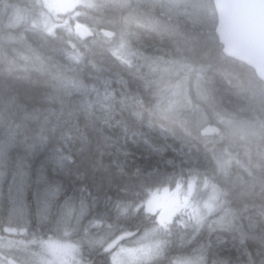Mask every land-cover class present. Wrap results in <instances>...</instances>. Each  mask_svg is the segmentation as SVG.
Masks as SVG:
<instances>
[{
    "label": "trees",
    "instance_id": "trees-1",
    "mask_svg": "<svg viewBox=\"0 0 264 264\" xmlns=\"http://www.w3.org/2000/svg\"><path fill=\"white\" fill-rule=\"evenodd\" d=\"M211 1L195 16L82 0L59 21L46 0H0L5 257L43 264L56 242L74 245L81 264H113L109 242L158 225L146 209L155 193L187 197L194 184L191 200H213L211 210L195 223L178 212L145 264H264V82L222 51ZM70 202L84 212L79 229ZM90 222L111 230L108 242L84 245Z\"/></svg>",
    "mask_w": 264,
    "mask_h": 264
},
{
    "label": "rangeland",
    "instance_id": "rangeland-1",
    "mask_svg": "<svg viewBox=\"0 0 264 264\" xmlns=\"http://www.w3.org/2000/svg\"><path fill=\"white\" fill-rule=\"evenodd\" d=\"M47 5L51 11V14L55 17L56 20H59L58 16H62L70 13L76 4L82 0H46ZM153 1L159 5L165 6L171 13L174 14H183V13H193L195 16L198 14L199 10L201 14L207 8L204 6L205 0H146ZM86 2V0H85ZM159 20V19H157ZM199 20V18H195ZM143 21V20H142ZM145 21V20H144ZM61 22H59V25ZM77 23H74L73 27L75 29ZM154 26L157 27V24L154 23ZM254 127H251L248 134H252ZM194 184L190 186L187 190L189 195L183 197L182 187L176 188L174 191H162L155 193L149 201H147L146 209L149 213L157 214L158 216V225L154 229L147 231L139 236H134L123 242L121 238L109 242L108 248L113 250L111 255L113 264H145L152 260H156L157 255L159 256L162 253L163 246L167 243L166 235L160 230L167 228L168 223H171L173 218L181 210L190 211L187 215V219L193 223L200 222L203 219L204 214L207 211H210L213 206V200L203 204L199 202L198 199L191 200L192 195L195 194ZM198 198V197H196ZM195 201V203H193ZM74 203L70 202L68 207H66V212L71 216V218L76 219L74 222V228H81V220L84 216L82 210H77ZM184 224V222H182ZM89 235L84 239V245L89 247H94L95 245H100L105 241L108 242L111 236V230L102 229L100 223H89ZM10 234L6 235L10 238ZM168 238V237H167ZM4 237L0 236V247H4L3 241ZM12 243L14 245L19 244L20 242H15L12 237ZM183 245V244H182ZM11 246V245H8ZM3 248L4 251H0V254H5L8 250ZM10 250V249H9ZM46 250L48 252V257L43 261V264H81L78 255L76 254V247L70 246L69 244H61L56 242L48 243ZM172 264H206L203 262V259L198 255H187L181 256L175 259Z\"/></svg>",
    "mask_w": 264,
    "mask_h": 264
},
{
    "label": "water",
    "instance_id": "water-1",
    "mask_svg": "<svg viewBox=\"0 0 264 264\" xmlns=\"http://www.w3.org/2000/svg\"><path fill=\"white\" fill-rule=\"evenodd\" d=\"M215 32L224 54L246 64L264 82V0H212ZM89 30L83 24L75 26L79 37H87ZM109 33V37H112ZM207 128L204 134L216 132Z\"/></svg>",
    "mask_w": 264,
    "mask_h": 264
},
{
    "label": "flooded vegetation",
    "instance_id": "flooded-vegetation-1",
    "mask_svg": "<svg viewBox=\"0 0 264 264\" xmlns=\"http://www.w3.org/2000/svg\"><path fill=\"white\" fill-rule=\"evenodd\" d=\"M2 233H4V231ZM5 243H6V240L3 241V244H5ZM8 253L12 254L13 252L9 251V252H6L5 254H0V264H10V263L11 264H19L16 261V259H14L13 257H12L13 259L10 257H5V256H7Z\"/></svg>",
    "mask_w": 264,
    "mask_h": 264
},
{
    "label": "bare ground",
    "instance_id": "bare-ground-1",
    "mask_svg": "<svg viewBox=\"0 0 264 264\" xmlns=\"http://www.w3.org/2000/svg\"><path fill=\"white\" fill-rule=\"evenodd\" d=\"M7 231H8V229H6V230L4 231V233H5V234L8 233Z\"/></svg>",
    "mask_w": 264,
    "mask_h": 264
}]
</instances>
